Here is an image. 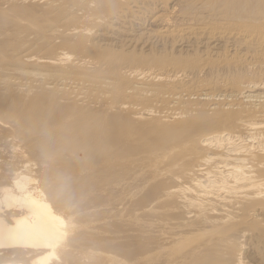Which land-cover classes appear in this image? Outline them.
I'll list each match as a JSON object with an SVG mask.
<instances>
[{"label": "bare ground", "instance_id": "6f19581e", "mask_svg": "<svg viewBox=\"0 0 264 264\" xmlns=\"http://www.w3.org/2000/svg\"><path fill=\"white\" fill-rule=\"evenodd\" d=\"M167 2L0 0V264H264V0Z\"/></svg>", "mask_w": 264, "mask_h": 264}, {"label": "rangeland", "instance_id": "374dc122", "mask_svg": "<svg viewBox=\"0 0 264 264\" xmlns=\"http://www.w3.org/2000/svg\"><path fill=\"white\" fill-rule=\"evenodd\" d=\"M144 1H146V0H138V2H144ZM168 2V4H167V6L166 7H164V10H159L158 11V9H157V11L155 12H153V13H151L150 15H149V19H151V17L152 16H158V15H166V16H168V15H172V13H173V11L172 10H170V7H172L175 3H177V2H180L179 3V8H183V6L182 5H185V4H187V2H189V1H191V0H175V2H174V0H173V3H171V1L172 0H167ZM161 7H163V6H160V8ZM166 9V10H165ZM151 10V9H150ZM168 11V12H167ZM171 11V12H170ZM169 13H171V14H169ZM141 48V47H140ZM162 48V49H161ZM165 50H164V49ZM154 50H156L157 51V53H156V51H152V52H150V51H147V52H145V54H150V55H152V56H154V57H156V56H161L162 54L161 53H163V55L165 54V52H166V54H170L169 56L171 57V55H173L172 57H178V58H180V57H182V58H185V60H187L188 59V56H186L187 54H182V53H177V51L174 53V51H175V48H172V47H170L169 48V46L167 47V46H163V47H158L157 49H154ZM180 49H178V51H179ZM133 52V51H132ZM141 52V53H140ZM154 52V53H153ZM134 54L136 53V54H144V52L143 51H139L138 52V50L137 51H135V52H133ZM161 54V55H160ZM166 54L164 55V56H166ZM193 54V52L191 53L190 52V55H192ZM151 56V57H152ZM169 56H167V58L169 57ZM187 58H186V57ZM171 57V58H172ZM190 59L189 60H191V57H189ZM193 58V57H192ZM152 59H153V57H152ZM184 60V62H185V64H186V61ZM194 60V59H193ZM193 60H191V61H193ZM199 61V60H198ZM262 62H264V58H263V60H262ZM199 64H200V68H203L202 69V71L200 72V77L198 78L199 80H202L203 82H204V85H206L207 83H209V84H207V85H213V86H210L211 88L210 89H212V91L213 90H216V88H225V85H227V86H231L232 84V82H233V80H234V74L233 73H231V72H227V71H223L222 70V68H216V66H214L211 70L210 69H208L209 67H206L205 69H204V67H205V65H203V63H201V62H199ZM202 64V65H201ZM186 66V65H185ZM214 70V71H213ZM217 70V71H216ZM221 70V71H220ZM226 73V74H225ZM227 73H229V74H227ZM202 74V75H201ZM246 74H248L247 72H245V74H244V77H246V79L248 78V79H250V78H252L253 76H252V74H248V75H246ZM250 75V76H249ZM261 75V74H260ZM259 74L256 76V77H262L263 78V76L264 75H262V76H260ZM233 76V77H232ZM226 80V81H225ZM206 81V82H205ZM230 82V83H229ZM208 86V87H209ZM219 86V87H218ZM219 98V99H218ZM223 97H222V95L221 96H218V97H215V99H217V100H223L222 99ZM240 99H241V96H240ZM0 167H3V166H1L0 165ZM5 174H6V172H5ZM5 179L4 178H2V177H0V185L2 184V183H4L5 181H4Z\"/></svg>", "mask_w": 264, "mask_h": 264}]
</instances>
